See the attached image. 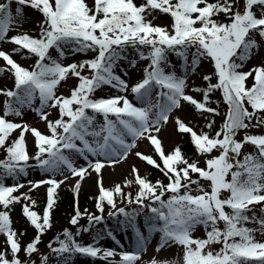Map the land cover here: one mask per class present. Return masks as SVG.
<instances>
[{"label": "snow or ice", "instance_id": "1", "mask_svg": "<svg viewBox=\"0 0 264 264\" xmlns=\"http://www.w3.org/2000/svg\"><path fill=\"white\" fill-rule=\"evenodd\" d=\"M170 123L191 155L164 150ZM0 154V264H141L155 234L177 258L149 264H264V0H0ZM86 177L94 211L79 206ZM65 182L69 226L41 250ZM108 221L131 230V250L100 243L116 239Z\"/></svg>", "mask_w": 264, "mask_h": 264}, {"label": "trees", "instance_id": "2", "mask_svg": "<svg viewBox=\"0 0 264 264\" xmlns=\"http://www.w3.org/2000/svg\"><path fill=\"white\" fill-rule=\"evenodd\" d=\"M177 144H180L182 149L188 153V155H191V152H189L188 145H187V139L185 136L183 138L179 137ZM2 155V154H0ZM148 179L154 180L158 177L159 173L157 171H150L148 172ZM32 196V199L36 200L37 203L33 210H36L38 212L41 211L42 205L45 202V198L42 196L33 195V193L30 194ZM96 193L94 194L93 191L85 190L81 193H78V201L79 206L81 210L87 208L89 211H94V202L93 200L89 199V197H94ZM74 197L71 195L70 190L64 189L63 191H58L57 196V205L56 208L52 212V228L47 231L44 235H48L53 233L54 231L60 230L61 227L65 226L67 224V219L72 211V203H73ZM10 217L12 220V227L18 231L23 230L25 231V236L22 237V241H28L34 234V230L27 226L24 222V218L22 217V205L16 204L13 207V210L10 213ZM84 221V220H82ZM42 239V238H41Z\"/></svg>", "mask_w": 264, "mask_h": 264}, {"label": "rangeland", "instance_id": "3", "mask_svg": "<svg viewBox=\"0 0 264 264\" xmlns=\"http://www.w3.org/2000/svg\"><path fill=\"white\" fill-rule=\"evenodd\" d=\"M35 23H36V20H35L34 17H27L26 18V22L23 25V27H24L25 30H31L35 26ZM157 23H162V21H157ZM11 34H13V33H10V35ZM251 63L252 64H255L256 63V60H252ZM135 74H136V72H133L132 73V76L134 78H135ZM73 84H74V80H69L68 81V86L69 87L73 86ZM61 91H65V93L67 94V90L65 88L62 87L61 88ZM189 118L190 117H188L185 121L189 120ZM25 119L29 123H34V121L32 120V117L31 116H26ZM191 125H193V124H191ZM193 126L195 128V125H193ZM172 130H173V127H172V124L170 123L168 125V127L165 130H162V132H161L160 138L163 141V147L165 148V150H166V148L169 150L171 148V146L177 142L176 141V136H173L172 135ZM167 136L172 137V140L168 139ZM141 148L143 150V146H141ZM134 159L135 158L130 157L127 164L121 163L119 165H115L114 166V170L119 169V171H122V176H120L121 177L120 179H116L115 181H111V183H109V185H111L113 183H116V182H120L121 179H122V177L127 175V172L129 170L130 166L132 165ZM108 170H113V169H108ZM143 171L144 170L141 169V173ZM113 172H116V171H113ZM38 176L39 175L33 174L29 178L30 179H35V178H38ZM85 179H88V177H86ZM84 181L82 183H84ZM65 184L66 185H70L69 182H65ZM88 185H89L88 187H86V185L83 186V189H85V190L86 189L87 190H93V191L96 190L95 182L92 181L91 184H88ZM109 185H107V186H109ZM126 237L128 239H130L131 238V235H127ZM150 245L151 246H148L147 249H146V251H144L141 254V264H149V262L153 258H155L156 260H173V259H176V257H177V250H176L175 246H173L172 248L162 249L160 252H156L154 250V247L155 246L152 243ZM45 246H44V248H45ZM44 248H41V250H44ZM97 261H99V260L93 261L90 258L87 259V258L78 257L75 260V264H88V263H92V264H103L101 261H99V262H97Z\"/></svg>", "mask_w": 264, "mask_h": 264}, {"label": "bare ground", "instance_id": "4", "mask_svg": "<svg viewBox=\"0 0 264 264\" xmlns=\"http://www.w3.org/2000/svg\"><path fill=\"white\" fill-rule=\"evenodd\" d=\"M116 172H109L108 170H105L104 173V184L107 185L108 183H111V181H115L116 179H120L122 176V171H119V169L114 170ZM90 181L92 179H89L87 181L88 184H90Z\"/></svg>", "mask_w": 264, "mask_h": 264}]
</instances>
